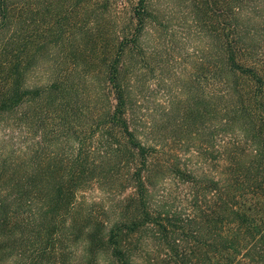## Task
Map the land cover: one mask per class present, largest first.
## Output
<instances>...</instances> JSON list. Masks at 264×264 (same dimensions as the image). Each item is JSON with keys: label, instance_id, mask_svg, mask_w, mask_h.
I'll use <instances>...</instances> for the list:
<instances>
[{"label": "rangeland", "instance_id": "374dc122", "mask_svg": "<svg viewBox=\"0 0 264 264\" xmlns=\"http://www.w3.org/2000/svg\"><path fill=\"white\" fill-rule=\"evenodd\" d=\"M99 1L56 0V8L65 16L58 27L62 32L60 37L49 41L52 35L46 30L39 38L25 43L29 51L44 52L32 69L36 80L46 78L49 73L47 67L54 66L55 61L45 55L50 56L52 52L56 56V50L77 51L84 47L83 53L90 56L87 57L89 66L97 71L102 66L112 49V34H120L135 0H108L110 12L104 16L103 24L94 29L90 24V15ZM146 1L151 16L140 29L141 48L130 62L137 70L131 80L130 101V113L135 117L130 118L141 138H146V142L153 143L155 147L148 171V206L154 211L168 210L172 218H177L167 239L177 238L184 251H181V256H174L158 238L157 227L149 222L135 230H122L120 244L123 242L127 249L129 264H213V258L223 263L222 254L221 257L202 256L204 254L200 252L196 258L190 256L188 250L193 244L190 230L199 226L203 235L210 232L204 229L207 226L204 215L209 209L214 211L212 216L216 218L220 212L223 213L219 198L235 200L241 191V188H236L237 182L246 186L245 198L249 194L251 196L253 179H244L243 175H234L235 171H232L238 167L246 171L248 177L255 171L250 166L254 150L246 141L243 129L250 125L238 117L227 129L219 127L217 119L213 120L212 127L206 126V111L215 100L209 97L208 90L216 86V81L211 79L215 83L207 86V78L196 77L194 65L206 64L209 46L213 52L210 57L219 65L215 40L219 29L214 11L212 14L208 11L209 2ZM37 17L36 22L50 23L58 16L41 12ZM263 18L255 16L246 20L248 35L253 37L252 44L264 42ZM32 23L34 25L30 27L34 28V20ZM96 33L100 34L99 39L92 36ZM101 85L100 73L96 72L92 82L86 85L87 92L97 91ZM97 94L98 103L106 100L103 94ZM10 120L7 118L4 121ZM11 124L0 123V264H47V260L54 258L60 260L58 264H122L111 252L106 237L108 227L121 217V212L122 219L135 213L131 206L126 209L124 202L125 196L133 190L132 185H117L115 181L110 183L114 187L108 189L90 181L75 193L64 225L59 218L52 228L43 216L31 214L26 207L19 206L22 200L17 199L23 182L29 178L40 179V173L28 164L35 151L32 142L40 133L33 127ZM62 135L59 134L55 143L66 149L69 145ZM200 140L205 144L201 148ZM50 173L44 172L48 180L44 184L46 189L51 185ZM234 192L235 197L231 198ZM194 196L196 208H192ZM38 198L41 199L38 196L34 198V211L40 204ZM262 210L264 205L259 211ZM177 224L183 225L184 231ZM219 225L218 221L209 223L214 229ZM229 226L233 224L229 223ZM47 228H52L49 239ZM220 229L223 232L226 230L223 226ZM216 241L220 242V239ZM240 257L233 256L229 264H236V259ZM243 258L238 264H264V256Z\"/></svg>", "mask_w": 264, "mask_h": 264}, {"label": "trees", "instance_id": "16d2710c", "mask_svg": "<svg viewBox=\"0 0 264 264\" xmlns=\"http://www.w3.org/2000/svg\"><path fill=\"white\" fill-rule=\"evenodd\" d=\"M207 1L208 11L211 14L214 11L219 29L215 39L219 65L210 57L213 55L210 46L206 64L194 65L196 77L207 78V86L215 83L211 79L216 81V86L208 90L209 97L215 100L206 111V126L212 127L214 119L223 129L231 127L238 117L247 121L249 128L241 127L254 150L250 166L255 171L248 177L246 171L234 167V175L253 179L251 196L246 199V186L237 182L236 188L241 191L235 200L220 197L223 213L216 218L209 209L204 215L207 223L204 229L210 231L204 233L206 237L199 226L190 230L193 244L188 253L195 258L200 252L202 256H224L223 263L213 258V264H229L233 256H241L235 261L238 264L245 256H264V211H259L264 205V44H260L264 42L252 44L253 37L248 35L246 26L247 19L264 16V0ZM108 7L109 1L101 0L92 8L90 24L94 29L103 24L104 16L110 12ZM41 12L58 17L50 23L36 22ZM150 16L147 1L135 0L120 34H112V49L98 71L87 63L90 56L83 53L84 47L77 51L56 50V56L52 52L51 57L45 55L55 61L54 66L47 67L49 73L44 80H36L32 69L44 52L29 51L25 43L39 38L46 30L52 35L49 41H56L62 34L58 27L65 16L56 8V0H0V123L33 127L40 133L32 142L35 151L28 164L41 176L37 180L29 178L21 185L19 182L21 191L17 199L22 201L18 205L26 207L31 214L43 216L51 227L59 218L64 225L75 193L90 181L108 189L114 187L110 183L115 181L122 186L130 183L133 190L124 202L126 209L131 206L135 213L122 219L121 212V217L108 227L106 237L111 252L122 264H129L127 249L123 242L120 244L122 230H135L148 222L157 227L158 238L174 256H181L184 251L177 238L167 239L177 218H172L168 210L154 211L148 206V171L155 147L141 138L130 118L135 117L130 113V101L131 80L137 72L130 62L141 48L140 29ZM33 20L36 25L31 28ZM92 36L100 38L98 33ZM96 72L100 73L103 85L98 92H87L86 85L92 82ZM97 93L106 100L98 103ZM7 118L11 122H5ZM60 133L69 145L66 149L55 143ZM199 143L200 148L205 145L201 140ZM44 172L52 174L47 189ZM37 196L41 199L38 198L40 204L34 211L32 205ZM233 197L235 192L231 194ZM192 208H196L195 196ZM210 221L220 223L215 228L219 232L209 226ZM177 225L183 230V225ZM52 228L46 229L47 239ZM47 261V264L60 262L56 258Z\"/></svg>", "mask_w": 264, "mask_h": 264}]
</instances>
